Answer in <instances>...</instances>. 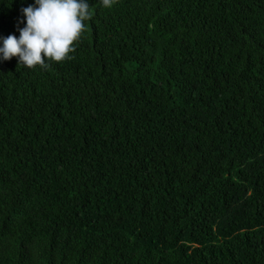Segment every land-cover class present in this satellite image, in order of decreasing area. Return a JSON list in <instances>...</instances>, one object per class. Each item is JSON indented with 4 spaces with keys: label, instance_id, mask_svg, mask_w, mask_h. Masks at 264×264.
Instances as JSON below:
<instances>
[{
    "label": "trees",
    "instance_id": "1",
    "mask_svg": "<svg viewBox=\"0 0 264 264\" xmlns=\"http://www.w3.org/2000/svg\"><path fill=\"white\" fill-rule=\"evenodd\" d=\"M87 3L73 58L0 59V264H264V0Z\"/></svg>",
    "mask_w": 264,
    "mask_h": 264
},
{
    "label": "clouds",
    "instance_id": "2",
    "mask_svg": "<svg viewBox=\"0 0 264 264\" xmlns=\"http://www.w3.org/2000/svg\"><path fill=\"white\" fill-rule=\"evenodd\" d=\"M110 6L112 0H101ZM26 26L18 28L19 38L9 35L0 47V59L9 61L18 57V66L33 68L40 65L44 69L51 62H61L75 51L74 42L85 31V20L92 13L87 0H35L33 5L21 9Z\"/></svg>",
    "mask_w": 264,
    "mask_h": 264
}]
</instances>
